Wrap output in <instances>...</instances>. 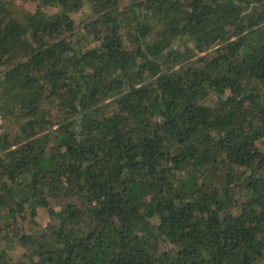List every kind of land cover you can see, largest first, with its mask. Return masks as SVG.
<instances>
[{"label":"trees","instance_id":"obj_1","mask_svg":"<svg viewBox=\"0 0 264 264\" xmlns=\"http://www.w3.org/2000/svg\"><path fill=\"white\" fill-rule=\"evenodd\" d=\"M0 119V264H264V0H0Z\"/></svg>","mask_w":264,"mask_h":264},{"label":"rangeland","instance_id":"obj_2","mask_svg":"<svg viewBox=\"0 0 264 264\" xmlns=\"http://www.w3.org/2000/svg\"><path fill=\"white\" fill-rule=\"evenodd\" d=\"M78 19H79V15L77 14V15H75V21L77 22ZM1 126H2V125H1ZM0 131H1V127H0ZM43 222H44V224L47 223V217H46V216L43 217Z\"/></svg>","mask_w":264,"mask_h":264},{"label":"built area","instance_id":"obj_3","mask_svg":"<svg viewBox=\"0 0 264 264\" xmlns=\"http://www.w3.org/2000/svg\"><path fill=\"white\" fill-rule=\"evenodd\" d=\"M0 124H1V119H0Z\"/></svg>","mask_w":264,"mask_h":264}]
</instances>
